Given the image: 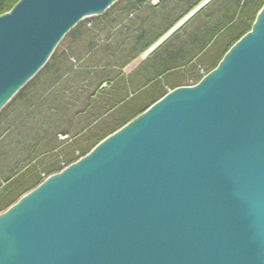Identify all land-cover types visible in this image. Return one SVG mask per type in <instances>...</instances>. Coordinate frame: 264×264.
<instances>
[{
	"label": "water",
	"instance_id": "water-1",
	"mask_svg": "<svg viewBox=\"0 0 264 264\" xmlns=\"http://www.w3.org/2000/svg\"><path fill=\"white\" fill-rule=\"evenodd\" d=\"M117 1L18 0L1 14L0 111ZM0 264H264V5L198 83L1 212Z\"/></svg>",
	"mask_w": 264,
	"mask_h": 264
},
{
	"label": "trees",
	"instance_id": "trees-1",
	"mask_svg": "<svg viewBox=\"0 0 264 264\" xmlns=\"http://www.w3.org/2000/svg\"><path fill=\"white\" fill-rule=\"evenodd\" d=\"M17 1L0 0V15ZM202 1L119 0L105 14L81 21L66 35L78 32L77 39L62 51L56 49L0 112V145L9 139L13 147V156L11 147L0 150V212L39 185L43 173L58 172L87 154L169 90L197 83L203 71L214 69L252 28L264 5V0H211L130 75L124 73ZM146 7L150 10L140 20ZM147 23L157 25L156 35L135 49Z\"/></svg>",
	"mask_w": 264,
	"mask_h": 264
},
{
	"label": "rangeland",
	"instance_id": "rangeland-1",
	"mask_svg": "<svg viewBox=\"0 0 264 264\" xmlns=\"http://www.w3.org/2000/svg\"><path fill=\"white\" fill-rule=\"evenodd\" d=\"M150 2L152 3V4H157L158 2H159V0H150ZM123 5V3L122 4H119L117 7H116V9H119L121 6ZM148 7H146V9L145 8H143V10L144 11H140V13H139V17H140V20H142V18L143 17H145L147 14H148V10H150V8H148ZM152 10V9H151ZM115 13V12H114ZM113 13V14H114ZM161 15V14H160ZM159 15V16H160ZM89 18H92V17H89ZM88 18V19H89ZM152 23H147V25L146 24H144V26L146 27V28H148L147 29V31L146 32H144V33H142V34H140V35H138V37H137V41H136V44H135V49H136V47H142L144 44H146L147 42H149L151 39H153V37L156 35V32L154 31V29H155V27L157 26V25H151ZM90 25H92V23H87V26H90ZM135 25H139L138 23H136ZM150 26V27H149ZM136 28H138V27H136ZM77 36H78V32L75 34V36H73V35H68V36H66V37H64V39L59 43V45H58V47H57V50L58 51H62L65 47H66V45L75 37V39H77ZM134 39V41L132 40V45L134 44V42H135V40H136V37H134L133 38ZM131 45V46H132ZM133 48V49H134ZM132 49V50H133ZM143 61V59L142 58H140V56L133 62V63H131L128 67H126V68H124V73L126 74V75H130L132 72H133V70H134V68L136 67V66H138V64L139 63H141ZM204 73V72H203ZM133 75V74H132ZM105 85H106V83L104 84V87H105ZM18 111H15V113H17ZM2 120V119H1ZM0 120V121H1ZM4 129V128H3ZM2 129V130H3ZM1 131V130H0ZM63 138V137H62ZM64 138H65V136H64ZM11 147V144H10V141H9V139H7V140H5V141H3L2 142V144L0 145V150L1 149H4V150H6V149H8V148H10ZM10 154H11V156H13V147H11L10 148ZM3 211H5V210H3ZM3 211H1V212H3ZM0 212V213H1Z\"/></svg>",
	"mask_w": 264,
	"mask_h": 264
}]
</instances>
